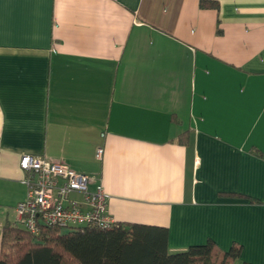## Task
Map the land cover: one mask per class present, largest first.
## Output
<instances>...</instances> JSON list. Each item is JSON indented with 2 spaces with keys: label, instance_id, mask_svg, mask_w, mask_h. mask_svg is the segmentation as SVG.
Listing matches in <instances>:
<instances>
[{
  "label": "crops",
  "instance_id": "obj_1",
  "mask_svg": "<svg viewBox=\"0 0 264 264\" xmlns=\"http://www.w3.org/2000/svg\"><path fill=\"white\" fill-rule=\"evenodd\" d=\"M206 1L0 0V230L39 154L169 251L264 264V0Z\"/></svg>",
  "mask_w": 264,
  "mask_h": 264
},
{
  "label": "trees",
  "instance_id": "obj_2",
  "mask_svg": "<svg viewBox=\"0 0 264 264\" xmlns=\"http://www.w3.org/2000/svg\"><path fill=\"white\" fill-rule=\"evenodd\" d=\"M239 253L240 244L222 249L212 240L169 251L165 227L118 221L108 228L41 225L37 233L13 222L0 230V264H231Z\"/></svg>",
  "mask_w": 264,
  "mask_h": 264
},
{
  "label": "built area",
  "instance_id": "obj_3",
  "mask_svg": "<svg viewBox=\"0 0 264 264\" xmlns=\"http://www.w3.org/2000/svg\"><path fill=\"white\" fill-rule=\"evenodd\" d=\"M102 154L97 148L96 157ZM19 167L26 192L15 205V219L32 233L39 232L41 225L108 228L116 222L108 210L109 194L100 183L90 188L87 174L30 153L20 156Z\"/></svg>",
  "mask_w": 264,
  "mask_h": 264
}]
</instances>
